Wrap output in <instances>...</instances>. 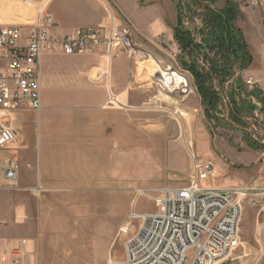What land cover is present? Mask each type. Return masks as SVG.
I'll return each mask as SVG.
<instances>
[{
    "label": "rangeland",
    "instance_id": "rangeland-1",
    "mask_svg": "<svg viewBox=\"0 0 264 264\" xmlns=\"http://www.w3.org/2000/svg\"><path fill=\"white\" fill-rule=\"evenodd\" d=\"M50 1L46 6L48 11ZM126 5L125 9H120L113 4L114 15L122 24L132 28L142 54L131 56L121 50L114 52L113 57L121 55L124 58L120 68L125 75L126 96H115L110 102L107 101L108 94L102 105L124 110L126 119L130 118V127L127 122L124 126L116 125L113 144L115 172H97L93 177L94 189L89 190L84 184L77 193V202L80 198L83 205L82 216H94L98 223L100 217L108 221L102 237L97 235L92 241L81 242L86 246L77 250V258L81 253L85 256L86 248L92 264H104L107 258L108 264L120 259L125 240L137 228V221L130 218L132 211L156 209L155 204L145 197L138 198L133 205L134 190L186 185L190 172L176 170L183 159L185 164L189 161L191 165L190 153H193L214 164L216 170L209 185L247 188L239 199V245L221 264H264L263 0H136L126 2ZM206 5L221 9L233 7V24L245 44L243 60L231 53L229 60L224 62L218 47L209 50L202 42L207 34L208 16L203 11ZM34 13V5L18 0H0V24L28 22ZM177 14L181 21L179 25ZM178 29L189 34L176 33ZM178 36L191 38L192 44L182 46L183 41ZM194 43L204 45L195 48ZM204 54H208L212 61ZM190 64L195 65V70L207 73L205 82L209 101L203 100L192 70L188 68ZM211 64L213 68H210ZM75 65L69 61L56 63L63 74ZM152 65L176 71L187 79L189 90L181 93L168 87L159 73L150 70ZM168 66L174 70L167 69ZM249 78L255 81L252 87L246 83ZM55 89L51 95L49 88H45L46 94L43 88L40 89L41 115L37 120L35 114L30 113L29 119H33L29 125L30 135L33 128H39L45 122L43 113L49 110V106H67L73 112L79 107L76 97L65 94L66 88L58 85ZM13 126H17L16 121ZM128 137L130 143L122 144ZM28 140L8 154L15 155L18 160L21 149L29 156L35 154L37 142L32 145L31 139ZM108 148L111 154V146ZM127 151L130 155L124 160L122 154ZM222 170L225 174L218 175ZM62 244L67 246L65 241ZM69 251L67 248L65 253Z\"/></svg>",
    "mask_w": 264,
    "mask_h": 264
},
{
    "label": "crops",
    "instance_id": "crops-1",
    "mask_svg": "<svg viewBox=\"0 0 264 264\" xmlns=\"http://www.w3.org/2000/svg\"><path fill=\"white\" fill-rule=\"evenodd\" d=\"M130 1L136 0H51L53 29L62 34L76 27L97 26L110 21V14L115 24H122L114 15L113 4L125 9L126 2ZM111 57L102 47L90 54L41 55L40 89L46 94L45 88H49L51 95L56 92V86L64 87L65 94L78 99L79 107L73 112L67 106H49L43 113L45 122L33 128L31 135L29 125L33 119H29L30 113L38 120L40 110L15 113L17 147L30 138L32 145L37 142V150L30 156L27 151L19 150L20 160L11 155L19 164L18 180L13 186L0 184V264H92L86 248L85 256L81 253L78 258L77 250L86 246L81 242L92 241L97 235L102 237L108 221L100 217L98 223L94 216H82L83 205L80 198L77 202V193L84 184L87 189H94L93 177L97 172H115L116 125L124 126L127 122L130 127V118L126 119L124 110L102 105L109 92L126 96L125 75L120 68L124 58L121 55ZM58 61L76 65L63 74L56 67ZM129 143V137L122 141V144ZM122 155L126 160L130 153ZM176 171L190 172V162L185 164L183 159ZM221 174L225 171L218 172ZM62 241L67 242V246ZM67 248L70 251L66 254ZM104 264H108V258Z\"/></svg>",
    "mask_w": 264,
    "mask_h": 264
},
{
    "label": "built area",
    "instance_id": "built-area-1",
    "mask_svg": "<svg viewBox=\"0 0 264 264\" xmlns=\"http://www.w3.org/2000/svg\"><path fill=\"white\" fill-rule=\"evenodd\" d=\"M18 1L34 5L35 13L28 22L0 24V184L6 186L15 185L19 173L18 161L7 154L17 149L15 113L41 107L42 54H85L100 47L109 56L116 50L131 56L142 52L132 28L115 24L112 14L110 21L103 24L58 34L46 7L49 0ZM246 83L255 85L252 78ZM114 97L109 92L107 101H114ZM190 154L191 171L186 185L134 190L133 205L145 197L156 209L132 211L130 218L137 221V228L125 240L122 258L109 264H221L239 245V199L247 188L209 185L214 175L212 161Z\"/></svg>",
    "mask_w": 264,
    "mask_h": 264
},
{
    "label": "trees",
    "instance_id": "trees-1",
    "mask_svg": "<svg viewBox=\"0 0 264 264\" xmlns=\"http://www.w3.org/2000/svg\"><path fill=\"white\" fill-rule=\"evenodd\" d=\"M204 13L208 16L207 21L208 24L206 26L207 34H205L204 38H202V42H204L209 50L212 48L218 47L221 55L223 56L224 62H227L229 60V54L234 53L236 56H239L241 60L246 56V53L243 51V47H245V44L242 42V38L237 35L239 31L236 29L235 25L233 24V17H234V9L232 6H228L224 9L221 8H214L212 6L206 5L203 6ZM189 34L188 31H181L177 30L176 33ZM181 41H183L181 44L182 46L187 47L189 44H192L191 38L186 37H180ZM243 44V45H242ZM194 47L201 48V45L199 43H194ZM204 47V46H203ZM228 56V57H227ZM204 57L206 59H209L208 54H204ZM209 61H212V59H209ZM194 63V62H193ZM190 70H192V73L194 75L196 86L201 93V96L203 100L209 101V95L207 93V85L205 82V76L207 73L203 72L202 70H195V65L190 64L188 66ZM210 68H213V65H210Z\"/></svg>",
    "mask_w": 264,
    "mask_h": 264
},
{
    "label": "bare ground",
    "instance_id": "bare-ground-1",
    "mask_svg": "<svg viewBox=\"0 0 264 264\" xmlns=\"http://www.w3.org/2000/svg\"><path fill=\"white\" fill-rule=\"evenodd\" d=\"M150 70H152L153 72L159 73V75L161 76L162 82L166 84L168 87H170L171 89L179 91L181 93H185L189 90L187 79L182 77L176 71L166 70V69L159 67L158 65H152L150 67Z\"/></svg>",
    "mask_w": 264,
    "mask_h": 264
},
{
    "label": "water",
    "instance_id": "water-1",
    "mask_svg": "<svg viewBox=\"0 0 264 264\" xmlns=\"http://www.w3.org/2000/svg\"><path fill=\"white\" fill-rule=\"evenodd\" d=\"M177 24L179 25L181 23L179 14L176 15Z\"/></svg>",
    "mask_w": 264,
    "mask_h": 264
}]
</instances>
